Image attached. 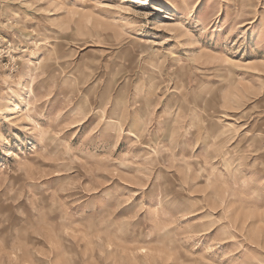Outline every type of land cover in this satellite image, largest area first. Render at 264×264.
<instances>
[{
    "label": "rangeland",
    "instance_id": "obj_1",
    "mask_svg": "<svg viewBox=\"0 0 264 264\" xmlns=\"http://www.w3.org/2000/svg\"><path fill=\"white\" fill-rule=\"evenodd\" d=\"M0 264H264V0H0Z\"/></svg>",
    "mask_w": 264,
    "mask_h": 264
},
{
    "label": "bare ground",
    "instance_id": "obj_2",
    "mask_svg": "<svg viewBox=\"0 0 264 264\" xmlns=\"http://www.w3.org/2000/svg\"><path fill=\"white\" fill-rule=\"evenodd\" d=\"M20 108L21 107L18 106V105L15 108H12V111H11L12 117L11 118H15L14 114L17 113V112H19Z\"/></svg>",
    "mask_w": 264,
    "mask_h": 264
}]
</instances>
